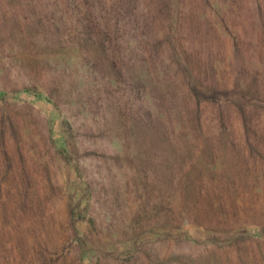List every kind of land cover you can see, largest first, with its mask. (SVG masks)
Wrapping results in <instances>:
<instances>
[{
    "label": "rangeland",
    "instance_id": "rangeland-1",
    "mask_svg": "<svg viewBox=\"0 0 264 264\" xmlns=\"http://www.w3.org/2000/svg\"><path fill=\"white\" fill-rule=\"evenodd\" d=\"M0 264H264V0H0Z\"/></svg>",
    "mask_w": 264,
    "mask_h": 264
}]
</instances>
